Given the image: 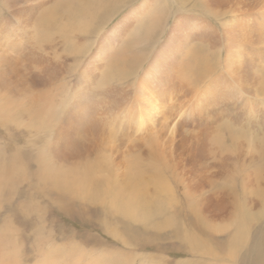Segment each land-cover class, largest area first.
Segmentation results:
<instances>
[{
  "label": "rangeland",
  "instance_id": "obj_1",
  "mask_svg": "<svg viewBox=\"0 0 264 264\" xmlns=\"http://www.w3.org/2000/svg\"><path fill=\"white\" fill-rule=\"evenodd\" d=\"M260 89L264 0H0L9 264H242L264 229Z\"/></svg>",
  "mask_w": 264,
  "mask_h": 264
},
{
  "label": "bare ground",
  "instance_id": "obj_2",
  "mask_svg": "<svg viewBox=\"0 0 264 264\" xmlns=\"http://www.w3.org/2000/svg\"><path fill=\"white\" fill-rule=\"evenodd\" d=\"M100 1V0H99ZM214 1V0H213ZM226 1V0H225ZM110 2V1H109ZM114 2V1H113ZM118 2V1H117ZM103 3V2H102ZM101 3V4H102ZM120 3V2H119ZM89 4V3H88ZM93 4V3H92ZM122 4V3H121ZM94 5H95V3H94ZM148 5V4H147ZM91 6V5H90ZM77 7V6H76ZM148 7V6H147ZM91 8V7H90ZM151 7H149V8H147V10H149ZM92 9V8H91ZM93 10V9H92ZM152 11L154 10V8H152L151 9ZM94 11V10H93ZM150 11V10H149ZM96 12H98V11H96ZM82 14V13H81ZM98 14V13H97ZM78 15V14H77ZM90 15H92V14H90ZM89 15V16H90ZM79 16V15H78ZM77 16V17H78ZM84 16V15H83ZM88 15H87V17H89ZM81 17V16H80ZM86 17V18H87ZM74 18V17H73ZM63 19V18H62ZM92 19V18H91ZM82 20V19H81ZM86 20V19H85ZM80 20H78V22H79ZM88 21V20H87ZM91 21V20H90ZM72 22V21H71ZM77 22V21H76ZM83 22H84V20H83ZM81 23V22H80ZM90 23V22H89ZM56 24V23H55ZM54 24V25H55ZM82 25V24H81ZM91 25H93L92 23H90V27H91ZM70 26V25H69ZM78 26V25H77ZM74 27H76V26H74ZM84 27V26H83ZM89 27V28H90ZM72 28H73V26H72ZM78 28V27H77ZM81 28V27H80ZM79 28V29H80ZM153 28H157V26H155V27H153ZM67 29H68V27H67ZM76 29V28H75ZM75 29H73V30H75ZM163 29V27L160 29V30H162ZM175 29V28H174ZM71 30V29H70ZM87 30V29H86ZM89 30V29H88ZM72 31V30H71ZM76 31H77V29L75 30V33H76ZM90 32V31H89ZM92 32V31H91ZM97 32V31H96ZM68 33L70 34V32L68 31ZM73 33V32H72ZM100 33V32H99ZM83 34V33H82ZM96 34V33H95ZM68 35V34H67ZM186 36V35H185ZM95 37V36H94ZM204 38V37H203ZM206 39H207V37H206ZM63 40V39H62ZM67 40V39H66ZM74 40V39H73ZM90 40V39H89ZM222 40V39H221ZM102 41V40H101ZM146 41V40H145ZM185 41V40H184ZM187 41V40H186ZM75 42V41H74ZM147 42V41H146ZM92 43V42H91ZM96 43V42H95ZM76 44H77V42H76ZM138 44V43H137ZM189 45V44H188ZM191 45V44H190ZM67 46V45H66ZM163 46V45H162ZM91 47V46H90ZM106 47V46H105ZM164 47V46H163ZM178 47V46H177ZM83 48V47H82ZM86 48V47H85ZM132 48V47H131ZM83 50V49H82ZM81 50V51H82ZM221 51V50H220ZM89 52V51H88ZM177 52V51H176ZM72 53V52H71ZM78 53V52H77ZM73 54V53H72ZM222 55H223V53H222ZM222 55H220V58L221 57H223ZM134 56V55H133ZM211 57V56H210ZM218 57V56H217ZM211 60H212V58L210 59L208 56L203 60V61H201V67H200V69H201V71H207V70H209V71H207L206 73H210V72H212L213 71V68L212 67H209L210 65H211ZM219 60H221V59H219ZM174 63V62H173ZM110 66V65H109ZM111 69H113V68H111ZM202 69H204V70H202ZM109 70V69H108ZM216 70V69H215ZM250 72V71H249ZM209 73H208V75H209ZM214 73V72H213ZM111 74H113V73H111ZM205 74V73H204ZM211 74V73H210ZM218 74V73H217ZM157 75V74H156ZM212 75V74H211ZM210 75V76H211ZM216 75V74H215ZM126 76H128V75H126ZM217 76V75H216ZM125 77V76H124ZM197 77V76H196ZM202 77V76H201ZM35 78V77H34ZM110 78V77H109ZM205 78H207V77H205ZM215 79H216V77H215ZM126 80V79H125ZM128 80V79H127ZM201 80V79H200ZM214 80V79H213ZM216 80H218V79H216ZM123 81V80H122ZM101 82V81H100ZM99 83V82H98ZM102 83V82H101ZM139 83V82H138ZM212 83V82H211ZM103 84V83H102ZM207 84V83H206ZM2 85V84H1ZM99 86V85H98ZM197 86V85H196ZM218 86V85H217ZM258 86V85H257ZM100 88H101V86H100ZM50 91V90H49ZM260 91H261V89H260ZM43 92V91H42ZM48 92V91H47ZM53 93V92H52ZM49 94V93H48ZM81 95V94H80ZM244 95V94H243ZM255 98L257 97V98H259V99H263L264 100V89H263V92L261 91L260 92V94H259V92H258V94H256V95H253ZM78 97V95L76 96V98ZM51 98V97H50ZM83 98V97H82ZM68 99V98H67ZM78 99H80V98H78ZM81 100V99H80ZM54 101V100H53ZM79 101V100H78ZM86 101V100H85ZM44 103H46L47 104V102H44ZM57 103H54V107H53V103L52 104H48L49 105V110H55L56 109V107H57V105H56ZM42 105V104H41ZM83 105V104H82ZM60 106H61V104H60ZM80 106V104L78 105V107ZM84 106H86V105H84ZM84 106H82V108H83V110H85L86 111V108L84 107ZM151 106V105H150ZM153 106V105H152ZM42 108V107H41ZM45 108V107H44ZM53 108V109H52ZM80 108H81V106H80ZM60 109V108H59ZM149 109H151V107L149 108ZM40 110V109H39ZM80 111H81V109H80ZM37 112H38V110H37ZM42 112V111H41ZM54 112V111H53ZM84 112V111H83ZM50 113H52V112H50ZM85 113V112H84ZM149 113V112H148ZM42 114V113H41ZM48 114V113H47ZM56 115V114H55ZM142 115V114H141ZM43 116V115H42ZM48 116V115H47ZM143 116V115H142ZM40 117V116H39ZM50 117V116H49ZM140 118V117H139ZM144 118V117H143ZM50 119H52L51 117H50ZM45 120V119H44ZM85 120V119H84ZM39 121V120H38ZM82 121V120H81ZM172 129H174V127L172 128ZM139 130V129H138ZM140 131V130H139ZM173 131V130H172ZM219 143V142H218ZM149 148V147H148ZM150 150V149H149ZM148 151V150H147ZM148 157H150V155L148 156ZM155 158H157V157H155ZM160 158V157H159ZM162 158V157H161ZM160 163H161V161H160ZM137 164V163H136ZM151 166V165H150ZM139 167V166H138ZM130 168V167H129ZM154 168H156V167H154ZM102 169V168H101ZM158 169V168H157ZM99 170V169H98ZM153 170H155V169H153ZM129 171V170H128ZM156 171V170H155ZM159 171V170H158ZM152 172V171H151ZM151 174H153V172L151 173ZM150 174V175H151ZM129 176V175H128ZM154 176V175H153ZM156 176H158V174L156 175ZM132 177V176H131ZM131 177H129V179L131 178ZM143 175L142 174H137V176L135 177V178H132L134 181H130L131 183H130V185H129V188H131L132 190H140L139 188H138V186L139 187H141V183H142V180H144L143 178ZM151 178V177H150ZM158 178H162V177H158ZM157 177H156V179H158ZM158 181V180H157ZM146 182H148L147 180H146ZM144 183V182H143ZM138 185V186H137ZM142 186H144V185H142ZM144 189V188H143ZM142 190V189H141ZM140 190V191H141ZM117 193H119V192H117ZM121 193V192H120ZM133 195V194H132ZM126 198V197H125ZM116 199H117V197H116ZM142 200V197L138 194V193H136V195H133L132 196V198H130V199H128V200H126L125 202H122L123 204H124V206L121 208L122 210H131L133 207H136L138 204H139V201H141ZM120 200V199H119ZM121 201V200H120ZM119 202V201H118ZM115 203H116V201H115ZM151 204V203H150ZM150 204H143L142 205V208H144V207H147L148 205H150ZM153 206V205H152ZM154 206H157V205H154ZM149 207V206H148ZM158 207V206H157ZM131 208V209H130ZM155 210V209H154ZM127 214V213H126ZM133 214V213H132ZM252 216H249V214H247V215H245L244 217H243V219H241L240 220V222L238 223V227H237V233H236V235L233 237V239L230 241L231 242V246H232V251H231V255L234 257V256H236L235 254H236V249L237 248H239L242 244H244L245 242H247V238L249 237V220H252ZM262 228H259L258 230V233L256 234L257 235V237H258V240H259V243L258 244H255L254 243V245H252V246H250L251 248L250 249H248V251L246 252V254L242 257V259H243V263L242 264H264V229H262ZM193 236V235H192ZM195 236V235H194ZM196 237V236H195ZM229 242V243H230ZM246 245V244H245ZM245 247V246H244ZM15 253V252H14ZM206 253V252H205ZM230 253V252H229ZM11 255V254H10ZM239 256V255H238ZM19 258V257H18ZM240 258V257H239ZM238 262V261H237ZM236 262V264H238ZM240 262V261H239ZM0 264H9V262H8V260L6 259V254H5V252H4V250H3V247L2 246H0Z\"/></svg>",
  "mask_w": 264,
  "mask_h": 264
}]
</instances>
